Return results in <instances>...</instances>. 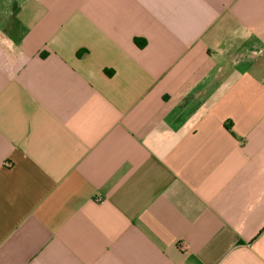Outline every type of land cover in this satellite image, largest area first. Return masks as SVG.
Masks as SVG:
<instances>
[{
    "label": "crops",
    "instance_id": "1",
    "mask_svg": "<svg viewBox=\"0 0 264 264\" xmlns=\"http://www.w3.org/2000/svg\"><path fill=\"white\" fill-rule=\"evenodd\" d=\"M0 264H264V0H0Z\"/></svg>",
    "mask_w": 264,
    "mask_h": 264
}]
</instances>
